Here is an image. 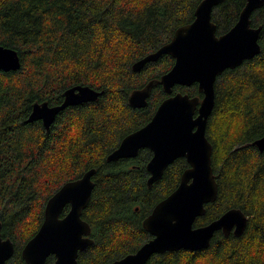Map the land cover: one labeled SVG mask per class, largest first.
Segmentation results:
<instances>
[{"label":"trees","instance_id":"trees-1","mask_svg":"<svg viewBox=\"0 0 264 264\" xmlns=\"http://www.w3.org/2000/svg\"><path fill=\"white\" fill-rule=\"evenodd\" d=\"M200 1L0 0V44L18 50L22 60L18 70H0V221L3 237L15 243L8 264H27L22 249L39 230L48 199L91 168L95 187L83 217L94 243L79 253V264H105L149 239L143 220L178 186L186 159L149 187L148 149L135 159L106 158L167 96L157 85L146 107L132 108L131 92L160 79L174 59L163 55L137 72L133 64L193 21ZM245 4L224 0L215 7L218 33L237 22ZM251 18L263 27L262 51L215 82L207 136L219 193L195 223L237 207L249 217L247 228L241 236L217 231L206 249L167 251L146 264H264V151L252 144L264 136V6ZM77 84L103 92L97 101L61 111L48 130L40 120L27 122L36 101L60 104ZM175 90L203 96L197 83ZM54 260L51 255L46 264Z\"/></svg>","mask_w":264,"mask_h":264},{"label":"water","instance_id":"water-1","mask_svg":"<svg viewBox=\"0 0 264 264\" xmlns=\"http://www.w3.org/2000/svg\"><path fill=\"white\" fill-rule=\"evenodd\" d=\"M222 2L224 0H201L193 21L178 27L169 42L132 66L137 72L164 54L175 59L160 79H152L131 92L128 100L131 107L146 106L157 84H161L170 96L159 104L146 125L122 139L107 156V161L135 157L141 148H150L153 156L147 165L151 173L149 186L160 180L177 158L185 157L190 166L182 173L178 186L145 218L144 228L153 237L135 252L108 264H146L155 254L206 249L217 231L221 230L226 236L231 233L241 236L247 228L248 217L237 207L228 209L207 224H195L206 214V205L215 202L219 193L212 166L213 145L206 134L216 103L215 82L226 69H234L262 51L259 39L263 27L253 26L251 16L264 6V0H247L236 24L218 36L212 13ZM21 66L18 50L0 44V70H18ZM194 83L203 93L202 98L181 91L172 94L176 85L191 86ZM102 92L90 85H74L64 91V101L59 105L36 101L27 122L41 120L48 130L62 110L96 101ZM253 144L263 152L264 136ZM95 173V168L89 169L82 178L63 184L48 199L39 230L22 249L27 264H46L51 255L55 257L52 264H79V252L94 243L92 226L83 218V211L92 197ZM66 205L70 210L62 216ZM1 230L0 221V264H8L15 253V243L10 237H3Z\"/></svg>","mask_w":264,"mask_h":264},{"label":"flooded vegetation","instance_id":"flooded-vegetation-1","mask_svg":"<svg viewBox=\"0 0 264 264\" xmlns=\"http://www.w3.org/2000/svg\"><path fill=\"white\" fill-rule=\"evenodd\" d=\"M246 1H247V0H246ZM220 4H221V3H220ZM220 4H219V5H220ZM217 6H218V5H217ZM217 6H215V7H217ZM214 9H215V8H214ZM214 9H213V10H214ZM241 11H242V10H241ZM240 13H241V12H240ZM238 19H239V18H238ZM212 20H213V18H212ZM213 21H214V20H213ZM237 21H238V20H237ZM214 22H215V21H214ZM215 23H216V22H215ZM235 24H236V23H235ZM235 24H234V25H235ZM216 25H217V23H216ZM234 25H233V26H234ZM233 26H232V27H233ZM232 27H230L229 29H227V30L224 31V32H220V33H218V26H217V35H218V36H221V35L227 33ZM172 37H173V36H172ZM171 39H172V38H171ZM171 39H170V40H171ZM168 42H169V41H168ZM163 45H164V44H163ZM161 46H162V45H161ZM161 46H160V47H161ZM160 47H159V48H160ZM159 48H158V49H159ZM158 49H156L155 51H157ZM155 51H153V52H155ZM150 53H151V52H150ZM164 55H167V54H164ZM162 56H163V55H162ZM162 56H161V57H162ZM161 57H160V58H161ZM171 57H172V56H171ZM160 58H159V59H160ZM159 59H158V60H159ZM173 59H174V58H173ZM158 60H156V61H158ZM156 61H152V62H156ZM174 62H175V59H174ZM149 63H150V62H149ZM165 73H166V72H165ZM163 74H164V73H163ZM163 74H162V75H163ZM162 75H161V76H162ZM77 85H78V84H77ZM83 85H86V84H83ZM157 85H161V84H157ZM157 85H156V86H157ZM73 86H74V85H73ZM161 86H162V85H161ZM176 86H177V85H176ZM176 86H175V87H176ZM181 86H182V85H181ZM191 86H192V85H191ZM71 87H72V86H71ZM154 87H155V86H154ZM175 87H174V90H173L172 94H174L175 92H177V91L175 90ZM187 87H190V86H187ZM69 88H70V87H69ZM162 88H163V87H162ZM67 89H68V88H67ZM153 89H154V88H153ZM153 89H152V91H153ZM96 90H97V89H96ZM98 91H99V90H98ZM163 91H164V89H163ZM164 92H165V91H164ZM181 92H182V91H181ZM165 93H166V92H165ZM166 94H167L166 97L170 96V94H168V93H166ZM202 94H203V93H202ZM166 97H165V98H166ZM202 97H203V96H202ZM149 98H150V97H149ZM149 98H148V100H149ZM165 98H164V99H165ZM164 99H163V100H164ZM163 100H162V101H163ZM63 101H64V96H63ZM63 101H62V102H63ZM96 101H97V100H96ZM162 101H161V102H162ZM39 102H42V101H39ZM48 102H49V101H48ZM92 102H93V101H92ZM161 102H160V103H161ZM160 103H159V104H160ZM49 104H50V103H49ZM60 104H61V103H60ZM147 104H148V103H147ZM50 105H59V104H50ZM129 105H130V104H129ZM74 106H76V105H74ZM146 106H147V105H146ZM146 106H144V107H146ZM158 106H159V105H158ZM132 108H133V107H132ZM141 108H143V107H141ZM156 109H157V108H156ZM64 110H65V109H64ZM213 110H214V109H213ZM62 111H63V110H62ZM155 111H156V110H155ZM155 111H154V113H155ZM154 113H153V115H154ZM212 113H213V112H212ZM153 115H152V116H153ZM196 115H197V112H196ZM57 116H58V115H57ZM210 116H211V115H210ZM151 118H152V117H151ZM150 120H151V119H150ZM150 120H149V121H150ZM38 121H39V120H38ZM40 121H41V120H40ZM149 121H148V122H149ZM148 122H147V123H148ZM42 123H43V122H42ZM53 123H54V122H53ZM147 123H146V124H147ZM146 124H144V125H146ZM43 125H44V124H43ZM144 125H143V126H144ZM143 126H141V127H143ZM141 127H139V128H141ZM139 128H138V129H139ZM136 130H137V129H135V130H133V131H131V132H134V131H136ZM131 132H130V133H131ZM130 133H128V134H130ZM128 134H127V135H128ZM206 134H207V130H206ZM207 137H208V136H207ZM123 138H124V137H123ZM123 138H122V139H123ZM208 139H209V138H208ZM257 139H258V138H257ZM209 140H210V139H209ZM255 140H256V139H255ZM255 140H254V141H255ZM121 141H122V140H121ZM121 141H120V143H121ZM254 141H253V142H254ZM210 142H211V141H210ZM120 143H119V145H120ZM211 143H212V142H211ZM252 144H253V143H252ZM119 145H118V146H119ZM212 145H213V144H212ZM253 145H254V144H253ZM118 146H117V147H118ZM255 146H256V145H255ZM117 147H116V148H117ZM256 147H257V146H256ZM116 148H115V149H116ZM257 148H258V147H257ZM115 149H114V150H115ZM144 149H148V151H150V154H151V155H150V157H149V159H148V163H149V161L151 160V158H152V156H153V152H152V150H151L150 148H148V147H143V148H141L140 151H139V153H138V155L135 156V157H131V158L135 159L136 157H138L139 154H140V152H141V150H144ZM258 149H259V148H258ZM259 151H260V150H259ZM109 154H110V153H109ZM109 154H108V155H109ZM212 154H213V152H212ZM180 158H184V159H186L185 157H180ZM180 158H177L176 160H178V159H180ZM122 159H130V158H122ZM122 159H119V160H122ZM106 160H107V158H106ZM119 160H118V161H119ZM176 160H174V162H172V163L167 167V169H168L173 163H175ZM186 161H187V159H186ZM107 162H108V161H107ZM111 162H117V161H111ZM148 163H147V165H148ZM187 163H188V161H187ZM147 165H146V168H147ZM189 166H190V165H189V163H188V166H187L185 169H187ZM212 166H213V165H212ZM95 169H96V168H95ZM167 169H166V170H167ZM185 169L183 170V172L185 171ZM213 169H214V168H213ZM166 170H165V172H166ZM87 171H88V170H87ZM87 171H85V172H87ZM96 171H97V169H96ZM147 171H148V168H147ZM85 172H84V174H85ZM148 172H149V171H148ZM183 172H182V173H183ZM214 173H215V172H214ZM84 174H83V175H84ZM95 174H96V173H95ZM95 174H94V175H95ZM83 175H82V176H83ZM181 175H182V174H181ZM215 175H216V173H215ZM82 176H81V177H78V178H76V179L69 180V181H73V180L80 179V178H82ZM150 176H151V173L149 172L148 180H149ZM93 177H94V176H93ZM216 178H217V176H216ZM93 181H94V180H93ZM67 182H68V181H67ZM65 183H66V182H65ZM65 183H64V184H65ZM154 183H155V182H154ZM154 183H153V184H154ZM153 184H152V185H153ZM152 185H151V186H152ZM148 186H149V184H148ZM61 187H62V186H61ZM61 187H60V188H61ZM94 187H95V182H94ZM149 187H150V186H149ZM93 190H94V189H93ZM92 194H93V192H92ZM91 198H92V197H91ZM90 201H91V200H90ZM67 207H69V210H70V206H69V205H66L64 211L66 210ZM69 210H68V211H69ZM84 210H85V209H84ZM151 211H152V210H151ZM83 213H84V211H83ZM62 216H64V215H62ZM147 216H148V215H147ZM147 216H146V217H147ZM246 216H247V215H246ZM146 217H145V218H146ZM219 217H220V216H219ZM247 217H248V216H247ZM83 218H84V217H83ZM145 218H144V220H145ZM84 219H85V218H84ZM85 220H86V219H85ZM144 220H143V223H144ZM248 220H249V217H248ZM86 221H87V220H86ZM247 225H248V224H247ZM143 226H144V224H143ZM144 229H145V228H144ZM145 230H146V229H145ZM146 231H147V230H146ZM147 232H148V231H147ZM148 234L150 235L149 239L153 237L149 232H148ZM231 234H232V233H231ZM149 239L147 238V240H146L145 242H147ZM145 242H144V243H145ZM144 243H143V244H144ZM143 244H142V245H143ZM142 245H141V246H142ZM141 246H140V247H141ZM140 247H139V248H140ZM85 250H86V249H85ZM137 250H138V249H137ZM83 251H84V250H83ZM80 252H81V251H80ZM80 252H79V253H80ZM134 252H135V251H134ZM131 253H132V252H131ZM129 254H130V253H129ZM127 255H128V254H127ZM52 256H53V255H52ZM124 256H126V255H124ZM124 256H123V257H124ZM53 257H54V256H53ZM123 257L117 258V259H115V260L121 259V258H123ZM54 259H55V257H54ZM115 260H111V261H109V262H112V261H115ZM109 262H107V263H105V264H108Z\"/></svg>","mask_w":264,"mask_h":264},{"label":"bare ground","instance_id":"bare-ground-1","mask_svg":"<svg viewBox=\"0 0 264 264\" xmlns=\"http://www.w3.org/2000/svg\"><path fill=\"white\" fill-rule=\"evenodd\" d=\"M220 232V231H219Z\"/></svg>","mask_w":264,"mask_h":264}]
</instances>
